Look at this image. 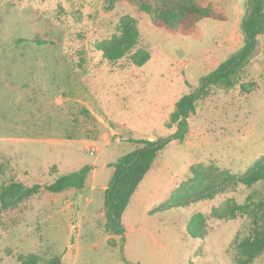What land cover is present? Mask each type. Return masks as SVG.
Here are the masks:
<instances>
[{"label": "rangeland", "instance_id": "obj_1", "mask_svg": "<svg viewBox=\"0 0 264 264\" xmlns=\"http://www.w3.org/2000/svg\"><path fill=\"white\" fill-rule=\"evenodd\" d=\"M197 2L223 20L203 19L184 36L123 0H0V187L48 185L92 167L81 191L42 192L0 214V264L27 254L42 262L58 255L62 264H235V243L251 219L218 221L211 211L248 196L264 201V180L188 208H160L174 203L191 167L243 174L264 156V35L251 56L253 91L211 89L185 140L166 146L133 193L123 237L104 227L110 164L138 140L170 135L174 127L165 124L178 100L196 94L199 80L243 44L245 0ZM124 15L139 30L136 49L150 54L141 67L128 55L107 61L95 49ZM196 213L206 219L204 240L188 233ZM253 264H264V254Z\"/></svg>", "mask_w": 264, "mask_h": 264}, {"label": "trees", "instance_id": "obj_2", "mask_svg": "<svg viewBox=\"0 0 264 264\" xmlns=\"http://www.w3.org/2000/svg\"><path fill=\"white\" fill-rule=\"evenodd\" d=\"M138 12L151 17L156 27L184 36L193 33L203 19L223 20L211 6H203L197 0H123ZM243 36L241 48L220 63L211 73L199 80L196 94L184 95L170 113L165 126L174 127L167 137L136 141L132 151L110 164L112 177L104 190V227L113 236L123 237L125 228L123 215L130 199L142 179L147 175L155 160L171 142H183L188 133V120L195 114L199 100L208 96L213 88L224 91L239 88L250 93L256 86L250 78L251 56L257 47V40L264 35V0H245V15L240 22ZM139 30L135 20L124 15L119 19L117 31L110 38L99 42L95 49L110 62H117L127 55L130 62L141 67L150 60L146 50L136 49ZM92 167L85 165L78 171L63 175L53 183H38L26 186L11 181L0 187V214L19 207L23 202L40 195L42 192L53 194L69 190L81 191L89 178ZM264 180V156L243 174H232L218 167L196 166L190 168L189 180L181 185L173 195L172 204L160 209L188 208L190 205L210 201L237 186L251 188ZM211 216L220 220H234L237 217L251 219L252 227L247 236L236 241L235 264H253L264 254V201L248 196L244 203L227 200L221 206L212 209ZM206 219L202 213L194 214L190 219L188 233L193 238L204 240L207 233ZM18 264H62L61 256H53L42 262L35 254L21 255Z\"/></svg>", "mask_w": 264, "mask_h": 264}, {"label": "built area", "instance_id": "obj_3", "mask_svg": "<svg viewBox=\"0 0 264 264\" xmlns=\"http://www.w3.org/2000/svg\"><path fill=\"white\" fill-rule=\"evenodd\" d=\"M89 150L91 155L94 154V147H91Z\"/></svg>", "mask_w": 264, "mask_h": 264}, {"label": "crops", "instance_id": "obj_4", "mask_svg": "<svg viewBox=\"0 0 264 264\" xmlns=\"http://www.w3.org/2000/svg\"><path fill=\"white\" fill-rule=\"evenodd\" d=\"M105 188H106V187H104V189H103V190H105Z\"/></svg>", "mask_w": 264, "mask_h": 264}]
</instances>
